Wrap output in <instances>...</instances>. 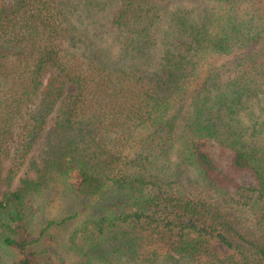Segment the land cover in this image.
Segmentation results:
<instances>
[{
  "label": "trees",
  "instance_id": "obj_1",
  "mask_svg": "<svg viewBox=\"0 0 264 264\" xmlns=\"http://www.w3.org/2000/svg\"><path fill=\"white\" fill-rule=\"evenodd\" d=\"M18 179L0 264H264V0H0V183ZM51 191L70 214L36 222Z\"/></svg>",
  "mask_w": 264,
  "mask_h": 264
},
{
  "label": "rangeland",
  "instance_id": "obj_2",
  "mask_svg": "<svg viewBox=\"0 0 264 264\" xmlns=\"http://www.w3.org/2000/svg\"><path fill=\"white\" fill-rule=\"evenodd\" d=\"M171 4H176L179 7H187L191 9L194 8L195 10H197L198 8H203L204 6L206 7L209 5L212 6V4H209V3L208 5L207 3L189 2V1H181L179 3H171ZM229 58L230 56L223 57L221 60H219V63H223ZM43 145H44L43 139H41L40 142L35 147V149L33 150V152L28 157L27 162L19 176V179L20 178H35V170L32 167V165L33 163H38V164L40 163L39 155L42 151ZM212 156L214 159H218V152L216 149L212 151ZM6 162L7 161L5 159L3 162L4 168L6 167ZM220 163H222L223 167L228 165V158L225 157L222 161H220ZM19 179L15 180L11 184V186H7L3 182L0 183V199L4 193L10 190H14L20 185ZM237 182L243 186H251L254 184L253 179L248 173L240 174L237 177ZM33 204L36 206L39 205L40 207V209L37 211L36 216H35L36 218L35 221L39 222V221L46 220V219L47 220L60 219L63 216L70 214V210L72 209L74 205V201L69 198L67 199L65 196H62L57 192L51 191L47 193L45 192L43 196L33 199ZM72 225H73L72 221H69V223L65 225L64 227H61L58 229L55 228V229L50 230L55 237V240H56L55 242H57V244H53L52 246H50L51 248H53V252H49V256L51 258L54 259L55 255L59 254L58 244L61 243L65 239L66 234L71 229ZM209 247L217 254L222 255L226 253V251L223 250L222 247L215 242H210Z\"/></svg>",
  "mask_w": 264,
  "mask_h": 264
}]
</instances>
